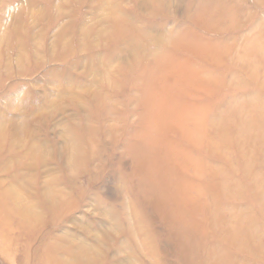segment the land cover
<instances>
[{"label": "rangeland", "instance_id": "374dc122", "mask_svg": "<svg viewBox=\"0 0 264 264\" xmlns=\"http://www.w3.org/2000/svg\"><path fill=\"white\" fill-rule=\"evenodd\" d=\"M0 264H264V0H0Z\"/></svg>", "mask_w": 264, "mask_h": 264}]
</instances>
